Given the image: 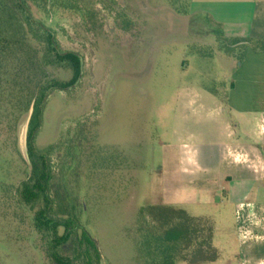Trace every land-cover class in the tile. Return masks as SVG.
Instances as JSON below:
<instances>
[{
	"label": "rangeland",
	"instance_id": "rangeland-1",
	"mask_svg": "<svg viewBox=\"0 0 264 264\" xmlns=\"http://www.w3.org/2000/svg\"><path fill=\"white\" fill-rule=\"evenodd\" d=\"M28 3L61 49L83 60L74 87L48 94L35 133L52 174L50 213L67 217L75 210L99 241V264L102 255L104 264H139L132 241L139 208L180 187L184 152L202 146L211 131H229L218 120L221 100L208 90L226 93L229 67L206 28L181 17L189 0ZM53 72L65 80L72 75L69 68ZM30 107L17 121L0 114V264H55L47 255L50 235L34 226L43 200L31 207L18 193L33 167L22 142ZM199 199L183 208L192 215L223 212L215 198L200 193ZM235 231L236 223L216 221L220 252L240 247ZM79 237L80 231L62 250L82 262Z\"/></svg>",
	"mask_w": 264,
	"mask_h": 264
},
{
	"label": "trees",
	"instance_id": "trees-1",
	"mask_svg": "<svg viewBox=\"0 0 264 264\" xmlns=\"http://www.w3.org/2000/svg\"><path fill=\"white\" fill-rule=\"evenodd\" d=\"M220 48L238 60L252 45L264 50V37H224L219 34ZM69 68L71 77L58 78L53 70ZM83 60L75 51L61 49L55 32L33 15L28 0H0V114L13 116L17 121L25 113L36 95L34 111L28 131V150L32 159L31 175L19 188L20 200L34 206L44 205L34 216L39 232L50 235L47 255L55 264H99L100 252L91 232L72 209L67 217L53 216V199L49 193L52 179L45 152L35 148V133L41 126L42 105L53 90L74 87L82 76ZM217 92V89L210 88ZM226 100V96H222ZM215 219L209 215H192L181 207L156 203L141 206L132 241L139 264H202L219 257L214 244ZM60 228L63 232L60 233ZM80 231L78 244L83 261L63 253V247ZM79 254V256H80ZM80 260V258H79Z\"/></svg>",
	"mask_w": 264,
	"mask_h": 264
},
{
	"label": "crops",
	"instance_id": "crops-1",
	"mask_svg": "<svg viewBox=\"0 0 264 264\" xmlns=\"http://www.w3.org/2000/svg\"><path fill=\"white\" fill-rule=\"evenodd\" d=\"M181 17L187 26L206 28L211 46L229 67L226 93L208 89L221 100L218 120L229 131H211L202 146L184 152L180 187L169 188L156 203L183 208L199 203L200 193L209 200L215 198L213 203L223 212L211 216L215 223L219 219L228 225L236 223L235 240L240 247L219 251L218 259L209 263L264 264V50L248 45L238 60L224 52L218 41L219 34L262 39L264 0H189Z\"/></svg>",
	"mask_w": 264,
	"mask_h": 264
},
{
	"label": "water",
	"instance_id": "water-1",
	"mask_svg": "<svg viewBox=\"0 0 264 264\" xmlns=\"http://www.w3.org/2000/svg\"><path fill=\"white\" fill-rule=\"evenodd\" d=\"M34 104H35V99L33 100L32 105L30 107L29 116H28L27 122H26V124L24 126L23 138H22L24 152H25V157L28 160V162H30V164H31V158H30L29 150H28V131H29V125H30V121H31V118H32V114H33V111H34ZM94 240H95L96 245H97V247L99 249V252H100V244H99V241L97 239H94ZM104 263H105L104 262V257L102 255V257H101V264H104Z\"/></svg>",
	"mask_w": 264,
	"mask_h": 264
}]
</instances>
